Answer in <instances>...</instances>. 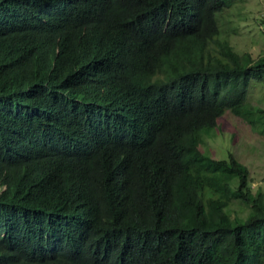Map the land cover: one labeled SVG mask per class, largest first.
I'll return each mask as SVG.
<instances>
[{
  "label": "trees",
  "instance_id": "1",
  "mask_svg": "<svg viewBox=\"0 0 264 264\" xmlns=\"http://www.w3.org/2000/svg\"><path fill=\"white\" fill-rule=\"evenodd\" d=\"M242 1L0 0V264H264V186L198 145L264 132Z\"/></svg>",
  "mask_w": 264,
  "mask_h": 264
},
{
  "label": "rangeland",
  "instance_id": "2",
  "mask_svg": "<svg viewBox=\"0 0 264 264\" xmlns=\"http://www.w3.org/2000/svg\"><path fill=\"white\" fill-rule=\"evenodd\" d=\"M237 6L218 14L220 28L227 23L234 28L230 41L240 52L247 51L253 56L264 53V0H243ZM250 97L259 99L264 106L259 86H251ZM216 122L215 127L199 132L200 150L215 158H227L232 153L250 169L253 189L264 186V132L253 129L230 112L217 116ZM229 209L242 214L246 206L234 200Z\"/></svg>",
  "mask_w": 264,
  "mask_h": 264
}]
</instances>
